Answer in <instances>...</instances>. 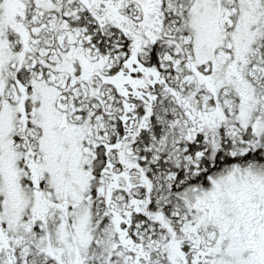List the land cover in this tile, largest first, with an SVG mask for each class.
Listing matches in <instances>:
<instances>
[{
  "label": "snow or ice",
  "instance_id": "snow-or-ice-1",
  "mask_svg": "<svg viewBox=\"0 0 264 264\" xmlns=\"http://www.w3.org/2000/svg\"><path fill=\"white\" fill-rule=\"evenodd\" d=\"M0 264H264V0H0Z\"/></svg>",
  "mask_w": 264,
  "mask_h": 264
}]
</instances>
